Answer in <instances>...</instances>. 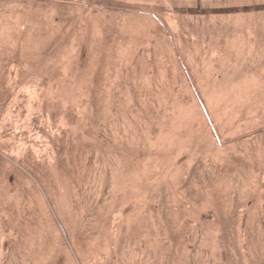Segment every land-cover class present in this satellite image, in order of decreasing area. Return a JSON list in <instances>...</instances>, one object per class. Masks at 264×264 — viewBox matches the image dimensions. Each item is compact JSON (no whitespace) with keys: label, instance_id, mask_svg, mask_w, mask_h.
Segmentation results:
<instances>
[{"label":"rangeland","instance_id":"rangeland-1","mask_svg":"<svg viewBox=\"0 0 264 264\" xmlns=\"http://www.w3.org/2000/svg\"><path fill=\"white\" fill-rule=\"evenodd\" d=\"M0 264H264V0H0Z\"/></svg>","mask_w":264,"mask_h":264}]
</instances>
